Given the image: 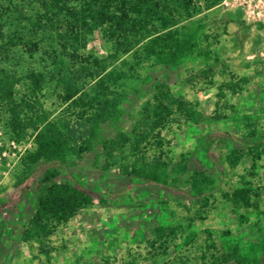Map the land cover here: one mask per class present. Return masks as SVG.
Masks as SVG:
<instances>
[{"label": "rangeland", "instance_id": "374dc122", "mask_svg": "<svg viewBox=\"0 0 264 264\" xmlns=\"http://www.w3.org/2000/svg\"><path fill=\"white\" fill-rule=\"evenodd\" d=\"M84 1L91 9L103 4L115 17L141 20L144 37L194 36L201 52L178 67H164L154 59L144 61V40L127 53L120 51L111 62L105 58L119 47V34L107 37L101 29L88 33L56 9L52 22L43 18L34 31L26 17L37 20L35 14L43 12L46 0H0V63L19 73H45L52 68V49L68 63L104 62L105 71L127 60L125 68L150 75L143 78L131 112L119 126L108 127V134L134 125L142 102L151 94L148 82L157 78L192 105L199 117L192 121L176 114L168 127L138 147V155L147 160L160 156L171 166L184 152L187 169L171 173L169 184H157L126 175L115 164L105 168V157L96 146L79 159L40 163L24 175L20 161L33 147V131L28 128L26 136L17 139L7 111L0 107V264H212L230 246L248 257L239 264L257 260L264 264V25L246 23L222 0L212 7L207 0L193 3L191 18L181 0H66V4L79 7ZM151 4L157 10L150 13L145 7ZM127 85L134 87L136 80ZM63 94L57 81H44L39 100L49 119L74 117L76 111ZM36 109L39 112L40 107ZM24 115L33 117L29 109ZM232 148L248 151L234 168L225 161ZM48 167L59 170L58 181L89 193L93 204L57 227L45 254L20 239L34 210L39 179ZM199 170L213 182L202 196L193 198L188 180ZM244 183L259 194L252 197L257 199L256 208L235 209L223 197ZM156 227L163 228L159 237L153 232Z\"/></svg>", "mask_w": 264, "mask_h": 264}, {"label": "trees", "instance_id": "16d2710c", "mask_svg": "<svg viewBox=\"0 0 264 264\" xmlns=\"http://www.w3.org/2000/svg\"><path fill=\"white\" fill-rule=\"evenodd\" d=\"M181 1L187 18H191L194 13L190 7L202 0ZM218 1L207 0L208 7ZM44 6L43 12L38 11L35 14L37 20L26 17L28 23L33 25L34 31L43 18L51 23L50 15L54 14L56 9L65 16L72 17L88 33L101 29L107 37L114 33L119 34V47H116V51L109 52L105 58L111 62L119 58L120 51L127 53L133 46L144 43V40V61L154 59L164 67H178L190 56L201 52L199 42L194 36L182 39L171 36L144 37L140 30L146 27L140 24L141 20H132L127 15L115 17L103 4H100L99 8L91 9L85 1L79 7H73L67 5L66 0H46ZM145 8L150 13L157 10L153 4ZM137 31L141 32L140 35L136 34ZM50 60L52 68L48 67L45 73L35 70L19 73L0 63V107L7 111L10 129L17 139L24 138L28 128H31L34 134L32 149L28 150L20 161L24 175L31 174L33 167L40 163L65 164L72 157L79 159L83 153L92 151L96 146H100L105 157V168L115 164L126 175L157 184L167 185L171 173L187 169V154L184 152L179 154V161L171 166L160 156L147 160L138 155V147L154 133L158 134L160 130L168 127L169 123L175 120L176 114L192 121L199 117L198 111L180 96H175L169 85L157 78L148 82L151 94L142 102L139 117L134 125L129 130L120 129L111 136L107 128L119 126L120 121L131 112L129 108L142 90L141 82L143 78H149L150 74L144 75L142 70L125 68L127 60H122L118 66L108 71H105L104 62L97 66L85 62L68 63L54 49ZM136 64L140 66V60ZM47 78L61 85L64 91L63 99L76 111L74 117L49 119L39 100ZM133 79L137 85L131 88L127 83ZM36 106L40 107L39 112ZM26 109L31 111L33 117H25ZM142 124L145 125V130L139 131ZM247 150L251 152L253 149L249 146ZM248 151L230 149L225 156L227 165L234 168ZM116 158H119L120 162H117ZM59 174L57 168L48 167L41 175L35 194L34 210L20 239L31 248L40 247L45 254L47 251L44 247L57 227L73 218L81 209L93 204L89 193L68 182L58 181ZM188 182L190 194L196 198L207 191L213 179L205 171L199 170L191 173ZM258 195L250 183H244L223 193V197L235 209L256 208L257 199L252 197L257 198ZM153 232L159 237L163 228L156 227ZM247 259L237 247L230 246L229 251L216 257L212 264H224L230 260L239 264L242 261L248 262ZM255 263L260 264L261 260Z\"/></svg>", "mask_w": 264, "mask_h": 264}, {"label": "built area", "instance_id": "2783aa9c", "mask_svg": "<svg viewBox=\"0 0 264 264\" xmlns=\"http://www.w3.org/2000/svg\"><path fill=\"white\" fill-rule=\"evenodd\" d=\"M221 4L238 12L246 23L264 25V0H222Z\"/></svg>", "mask_w": 264, "mask_h": 264}]
</instances>
